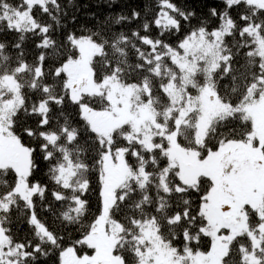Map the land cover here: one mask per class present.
<instances>
[{
	"label": "snow or ice",
	"instance_id": "snow-or-ice-1",
	"mask_svg": "<svg viewBox=\"0 0 264 264\" xmlns=\"http://www.w3.org/2000/svg\"><path fill=\"white\" fill-rule=\"evenodd\" d=\"M80 7L0 0V264H264V0Z\"/></svg>",
	"mask_w": 264,
	"mask_h": 264
},
{
	"label": "trees",
	"instance_id": "trees-1",
	"mask_svg": "<svg viewBox=\"0 0 264 264\" xmlns=\"http://www.w3.org/2000/svg\"><path fill=\"white\" fill-rule=\"evenodd\" d=\"M98 2V0H73V4L77 5V6H81L80 7V19L83 20L85 19L84 17V13L88 12V11H94L97 10L96 9V3ZM144 0H137V3L143 4ZM198 2V0H197ZM89 4L88 8H84L82 7L84 4ZM71 11V9H70ZM45 215H47V213H45Z\"/></svg>",
	"mask_w": 264,
	"mask_h": 264
}]
</instances>
